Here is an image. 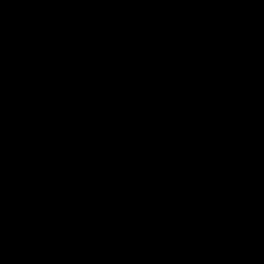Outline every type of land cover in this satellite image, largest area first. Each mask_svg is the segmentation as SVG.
I'll use <instances>...</instances> for the list:
<instances>
[{"label":"water","instance_id":"95a60500","mask_svg":"<svg viewBox=\"0 0 264 264\" xmlns=\"http://www.w3.org/2000/svg\"><path fill=\"white\" fill-rule=\"evenodd\" d=\"M209 264H264V165Z\"/></svg>","mask_w":264,"mask_h":264}]
</instances>
